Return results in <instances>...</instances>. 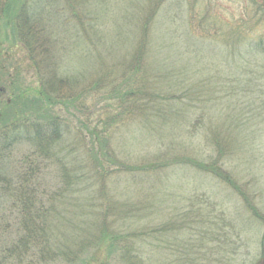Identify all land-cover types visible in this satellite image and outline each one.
<instances>
[{"label": "rangeland", "instance_id": "1", "mask_svg": "<svg viewBox=\"0 0 264 264\" xmlns=\"http://www.w3.org/2000/svg\"><path fill=\"white\" fill-rule=\"evenodd\" d=\"M55 3L61 17L43 26L53 43L37 57L45 75L56 68L64 102L47 136L59 138L0 147V189L22 182L32 159L22 187L40 196L55 250L71 260L43 264H82L105 233L137 245L158 228L144 251L153 261L264 264V0ZM182 157L219 160L234 187L169 165Z\"/></svg>", "mask_w": 264, "mask_h": 264}, {"label": "trees", "instance_id": "2", "mask_svg": "<svg viewBox=\"0 0 264 264\" xmlns=\"http://www.w3.org/2000/svg\"><path fill=\"white\" fill-rule=\"evenodd\" d=\"M55 2L56 0H0L1 150L6 151L12 145L22 142L34 143L36 147L43 149L55 144L59 138L58 135L56 140L53 138V135L57 134L55 132L52 137L47 136L48 132L51 135L55 130L51 128L57 123L58 117L54 109L59 103L64 102L53 75L56 68L52 67L50 69L52 74L45 75L41 68L46 63H39L41 60L46 61L44 58L47 57V53L43 50L53 43L52 34L48 31L46 33L43 28L50 27L52 13L56 16L62 14ZM58 19L62 21L61 18ZM93 29L96 30L95 27ZM36 48L41 49V52H36L37 55H35ZM20 54L24 58L20 57ZM38 55L45 57L38 58ZM141 55L143 54L140 51L136 54L137 62L140 61ZM21 59L22 63L26 59L32 63L30 69L34 71L33 77L38 82L28 84L30 75L22 71L23 64L21 66L19 63ZM47 64L46 67L50 68ZM131 69L135 73L141 72L139 66H133ZM135 77L136 74L133 78ZM138 92L142 90L131 91L129 95L137 97ZM165 107L172 113L176 111L175 107L178 105L170 104V107L169 105ZM143 108V106L139 107V109ZM194 137L195 134H192L190 138ZM2 159L4 156L0 161ZM31 160L28 159L26 173L19 176L22 182L17 181L16 184L20 183L14 188L4 183L0 189V204L4 201L7 203L6 208L0 209V264H43L48 259L57 261L65 255L55 250L60 249V244L53 239L52 230L45 220L48 213L44 212L42 207L38 210L36 208L42 205L40 196L22 187L28 185L29 177L33 175L31 172L35 173ZM97 164L102 167L100 162ZM169 165H186L201 169L234 187L232 180L224 172L225 166L219 160L205 163L195 158L182 157L179 160L175 159ZM138 169L140 168L136 170L139 171ZM148 230V232L141 231V239L136 242L137 245L126 241L128 237L125 235L121 240L120 234L114 236L105 233L88 250L91 253L85 257L82 264H165L163 260L153 261L151 257L145 255L144 251L149 247L147 244L149 236L163 233L162 228ZM160 243V237H155L156 250H160ZM51 253L54 254L52 257ZM66 257L69 259L67 262H71L70 258Z\"/></svg>", "mask_w": 264, "mask_h": 264}]
</instances>
